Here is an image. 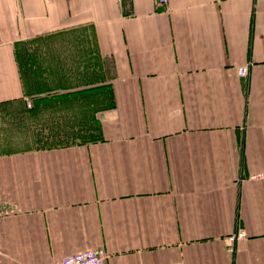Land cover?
<instances>
[{
	"label": "crops",
	"instance_id": "crops-1",
	"mask_svg": "<svg viewBox=\"0 0 264 264\" xmlns=\"http://www.w3.org/2000/svg\"><path fill=\"white\" fill-rule=\"evenodd\" d=\"M17 103L77 132L0 153V264H264V0H0Z\"/></svg>",
	"mask_w": 264,
	"mask_h": 264
},
{
	"label": "rangeland",
	"instance_id": "rangeland-1",
	"mask_svg": "<svg viewBox=\"0 0 264 264\" xmlns=\"http://www.w3.org/2000/svg\"><path fill=\"white\" fill-rule=\"evenodd\" d=\"M32 108L27 111L26 105L17 103L8 105L4 112L0 109V153L37 148L43 142H50L46 138L63 139L64 134L77 132L60 123L71 115H47ZM86 133L88 138L96 135L89 129Z\"/></svg>",
	"mask_w": 264,
	"mask_h": 264
},
{
	"label": "built area",
	"instance_id": "built-area-1",
	"mask_svg": "<svg viewBox=\"0 0 264 264\" xmlns=\"http://www.w3.org/2000/svg\"><path fill=\"white\" fill-rule=\"evenodd\" d=\"M158 2L166 3L167 0H158ZM248 71V66L239 68V74L241 76H246L248 74ZM262 177L264 178V173ZM245 236V231L240 230L238 234H234L229 237L230 244L233 245L238 238ZM108 256L109 255L104 248H89L64 257L58 264H105ZM173 264H184V262L179 261Z\"/></svg>",
	"mask_w": 264,
	"mask_h": 264
},
{
	"label": "trees",
	"instance_id": "trees-1",
	"mask_svg": "<svg viewBox=\"0 0 264 264\" xmlns=\"http://www.w3.org/2000/svg\"><path fill=\"white\" fill-rule=\"evenodd\" d=\"M74 91H69L68 93L66 94H71L73 93ZM35 110V109H33ZM47 140H50V142H43L44 145H40L38 146L37 148H46V147H52L54 143H60V142H64L65 140L64 139H57V138H46ZM66 140H70V139H66ZM68 142V141H67Z\"/></svg>",
	"mask_w": 264,
	"mask_h": 264
}]
</instances>
